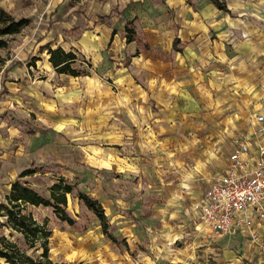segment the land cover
I'll return each instance as SVG.
<instances>
[{"label":"rangeland","instance_id":"1","mask_svg":"<svg viewBox=\"0 0 264 264\" xmlns=\"http://www.w3.org/2000/svg\"><path fill=\"white\" fill-rule=\"evenodd\" d=\"M5 1L8 8L12 7L9 11L18 18H29L30 23L22 32L9 36V46L0 49V58L4 60L0 64V201L9 191L10 182L25 168H37L36 173L26 178L39 191H47L58 176L76 182L77 189L68 195L67 208L76 218L74 225L62 221L51 207H42L38 211L39 215L50 216V227L53 230L50 254L55 262L212 264L213 257L217 256L215 252L219 256L222 251L216 249V246H221L219 244L225 236L213 234L203 224L197 229H192L194 231L189 234L186 233L184 238L168 244L158 240L150 241L152 236L148 235L144 241L131 240L128 251L115 246L105 237L97 215L77 195V190L81 188L92 196L97 195L98 174L106 164L103 156L107 158L106 161L113 158L111 154L103 153V150L118 147L114 145L112 136L113 124L118 121L115 114L119 113L118 105L113 99L114 92H122L124 99L126 94L130 96L133 92L130 89L125 91L128 86L142 84L146 80L153 81V86L158 85L150 91L149 98L154 104L149 105V112H163L160 107L176 108L179 112L176 121L179 134L177 131L175 134L186 142L184 146H187L189 151L186 154V169H176L170 173L165 167L154 166L155 161L163 160V153L157 149L164 150L161 147V139L166 135L155 133L156 126L150 121L143 124L141 121L131 120L126 113L128 117L122 118L121 123L125 126L122 128L126 130L125 134L129 139L122 152L123 156L135 157L138 163L148 165V177L152 185L145 186L143 191L153 195L154 192H167V187H181L182 183H185L189 196L201 198L202 191L211 181L209 174L212 171H222L223 167L214 169L215 165L209 160L210 141L206 135L213 130V126H217L219 119H222L224 104L221 103V97H217L216 93L212 94L214 90L209 89L210 80L216 82L213 78L215 74L208 68H203L201 75L207 89L203 88L199 98L203 100L200 101V109L195 111L196 115L186 118L188 114H185L184 106L187 98L182 94L183 85H177V80L182 74L177 70L179 68L174 61L175 55L170 52L173 50L171 36H175L180 28L176 10L167 7L165 0H58L57 4L52 5L45 13L46 18L49 10L53 9L52 14H57V20L63 24L59 29L55 27L53 36L63 37L65 41L82 36H93L101 40L95 48L85 49L84 56L93 64L91 75H85L86 77L77 83L73 80L69 82L64 77L60 78L59 73L48 61L47 51L38 50L41 39L38 36L40 28H37L35 17L40 13L38 6L49 8L51 0ZM37 21L41 22V18H37ZM127 24L136 28V39L131 43H128L126 37ZM205 27L202 26L196 35L224 36L215 28ZM192 34L195 35L194 32ZM102 36L113 37L103 40ZM146 43L150 46L148 57L151 61L148 65L144 62L145 54L141 59L135 57L139 52L145 53L142 50ZM153 61L155 64H151ZM15 62H18L24 71L17 66L8 70ZM5 76H10V79L13 76L15 81H8L6 87L3 83ZM217 83L221 84L219 78ZM105 86L109 93L103 90ZM144 110H134L132 113H143ZM122 114H125V111ZM135 124L137 127H134ZM220 125L222 126V123ZM145 127L149 129L146 134ZM164 127L170 126L167 123ZM194 136L196 139L202 138L203 147L200 152L197 145L193 146V142L191 145L188 142ZM179 142L183 143L180 140ZM154 150L157 153H154ZM153 156L155 161L152 160ZM183 178L184 180H180ZM169 180H172V183L169 184ZM162 202V199L152 198L143 201L141 215L143 211L151 210L155 204H159V208L164 207ZM170 204L176 209L173 212L191 217L196 228L198 214L191 209L189 202H182L183 206L176 205L175 202ZM145 205L148 208H145ZM157 211L161 212L160 209ZM200 231L206 235L200 236ZM139 236V233L134 232L131 239ZM176 246H184L179 250V255L173 249ZM0 264L7 263L0 259Z\"/></svg>","mask_w":264,"mask_h":264},{"label":"crops","instance_id":"2","mask_svg":"<svg viewBox=\"0 0 264 264\" xmlns=\"http://www.w3.org/2000/svg\"><path fill=\"white\" fill-rule=\"evenodd\" d=\"M140 1L143 0H135V2ZM165 1L167 7L176 10L177 20L180 22L177 34L171 36L173 50L170 52L175 55L174 61L179 68L177 70L182 74L177 80V85L178 87L180 84L183 85L181 87L183 88L182 94L187 98L184 106L185 114H188L186 118L189 119L190 115H196L195 111L200 109V101L203 100L202 98L199 100L203 88L207 89L205 86L207 84H203V75H201L203 68H208L211 73L215 74L213 78L216 82L210 80L209 84V89H213L214 93L211 90L210 93H216L217 97L220 96L221 103L224 104L222 119H219L217 126H213V130L206 135L210 141L209 160L211 164L215 165L214 169L223 167L221 172L216 171L213 173L212 171L209 174L212 181L214 177L224 173L229 167V156L234 151L233 138L235 136L247 134L252 143L253 153H256L257 149L264 145V133L257 134L255 132L256 116L259 114L264 115V0H225L228 10L220 9L211 0ZM57 2L58 0H51L48 5L49 8L38 6L40 13H37V17H35L37 28H40L38 36L41 43L38 50L40 51L43 44L50 42L52 46L61 45L65 49L73 48L85 55V49H93L98 46L101 40L93 36H79L80 38L66 41L63 37L53 36L55 27L59 29L60 26L63 27V24L57 20V14H52V8L46 18L45 13ZM1 3L8 10H12L11 6L8 8L5 0H2ZM37 18H41V22L37 21ZM43 24L48 26L43 27ZM204 25L205 28L217 29L218 33H223L224 36L196 35L197 31ZM193 32L195 35L192 34ZM102 37L103 40H110L113 36ZM176 37L179 40L176 44L177 48H181L182 51L175 48L174 39ZM149 48V44L146 43L145 48L142 50L145 53L139 52L137 53L139 55H135L136 58L141 59L142 55L145 54L146 60L144 62L146 65L150 64L151 61L148 57L150 54ZM151 64H155V62L153 61ZM17 67L24 71L21 65ZM59 75L60 78L64 77L69 82L73 80L77 83L85 76ZM11 78L5 81L6 87L8 81H15L13 76ZM217 78L220 79L221 84L217 83ZM157 87V84L153 86V81L146 80L142 84L136 83L134 86H128L125 91L130 89L133 92L130 96L126 94L124 99L121 96L122 92H114L113 99L118 105L117 110L119 113L115 114L118 123L115 121L113 124L112 136L114 137V145L118 147L117 149L108 147L107 150H103V153H109L113 158L106 161L107 158L103 156L106 164L105 167L101 168L102 172L98 174V193L96 196L91 195L103 204L113 234L121 239L124 238L128 246L125 244L117 245L110 241L115 246L125 248L128 251H130L129 242L131 240L144 241L146 235H148L152 236L150 241L158 240V242L168 244L171 241L176 242L178 239L184 238L186 233L189 234L194 231L192 229H197L202 225L197 223L195 228L191 217H184L182 213L177 214L173 212L176 209L174 210L171 207L170 203L172 202L183 206L181 203L187 201L193 209L192 204L200 199L198 196H189V192L186 190L188 188L187 184L182 183L181 187H167V192H154L153 190L154 193L151 195L148 191H143V189H146L145 186L152 185V181L148 177V165L138 163L135 157L123 156L122 150L125 149L124 144L129 136L126 137V130L122 128L125 126L121 121L122 118L128 117L127 113L131 120L141 121L143 124L150 121L154 124L153 126H156L155 133L166 135L161 139V147L164 150L157 149L160 153H163L161 156L163 160L155 161L153 156L154 166L165 167V170L170 173L175 172L176 169H186L185 166L188 164L186 154L189 148L184 146L186 142L175 134L179 112L176 111V108L165 109L164 107H160L163 112L159 113L149 112L148 110L149 105L153 106L154 104L149 98L150 91ZM103 90L109 93L107 86L103 87ZM216 90L220 92L217 93ZM140 109L144 112L132 113V111ZM123 111H125V114H122ZM191 111L193 113H190ZM167 123L170 127H164ZM220 123H222V126ZM134 127H137V125L135 124ZM144 129L145 131L149 130L147 127ZM177 132L179 134V131ZM179 140L183 143L179 144ZM201 141V137L196 139L195 136L191 141L188 140L190 145L192 142L193 146L197 145L198 152L203 147ZM205 151L206 149H204ZM153 152L157 153L156 150ZM169 178H173V176H169ZM180 180H184V178ZM160 181L163 184L162 178H160ZM168 183H172V180H169ZM81 190L88 193L85 189L81 188ZM205 190L202 191L201 195L204 194ZM149 198H152V200L162 199L165 206L159 208V204H155L151 207V210H145L141 215V203L148 201ZM144 207L148 208L147 205ZM158 209L161 212L157 211ZM205 227L213 234L219 235L209 227ZM254 230L258 234L257 239L252 238L249 230H236L220 234L219 236L224 235L225 237L222 238L223 241L219 244L221 246H216V249L222 251L219 256L215 252L217 256L213 257L212 264H264V218L256 219ZM134 232L140 234L139 238L134 237L131 239ZM159 235L162 236L159 237ZM199 235L206 234L200 231ZM182 247L184 246L173 247L177 255L180 254L179 250Z\"/></svg>","mask_w":264,"mask_h":264},{"label":"trees","instance_id":"3","mask_svg":"<svg viewBox=\"0 0 264 264\" xmlns=\"http://www.w3.org/2000/svg\"><path fill=\"white\" fill-rule=\"evenodd\" d=\"M220 9L228 10L225 0H211ZM0 0V49L9 46V36L18 34L29 25L27 17H16L11 11L2 5ZM127 41L136 39V29L132 24L126 25ZM178 37L174 39L177 48ZM40 51H47L51 66L59 74L71 76L91 75L93 66L91 60L76 49H65L61 45L52 46L50 42L43 44ZM0 58V64L3 63ZM35 63V62H32ZM85 65V66H84ZM18 66L13 63L8 70ZM10 80L5 76L3 83ZM37 172V168L23 169L18 177L11 181L9 191L0 201V259L7 264H84L83 262H55L50 254L51 238L53 230L50 227V216L39 215L42 207H51L53 212L62 221L74 225V218L68 211V195L77 189L76 182L70 181L64 176H58L47 191H39L30 184L26 177ZM79 199L83 200L88 208L94 211L100 220L105 236L117 245L126 244L124 238L115 236L103 204L88 193L77 190ZM196 264V263H192Z\"/></svg>","mask_w":264,"mask_h":264},{"label":"built area","instance_id":"4","mask_svg":"<svg viewBox=\"0 0 264 264\" xmlns=\"http://www.w3.org/2000/svg\"><path fill=\"white\" fill-rule=\"evenodd\" d=\"M257 134L264 133V115L256 116ZM234 151L224 173L213 178L203 196L192 204L198 224L219 234L249 230L253 239L257 218H264V145L252 152L247 134L233 138Z\"/></svg>","mask_w":264,"mask_h":264}]
</instances>
